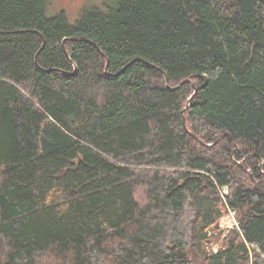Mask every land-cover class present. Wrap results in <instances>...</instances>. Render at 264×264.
Segmentation results:
<instances>
[{
  "label": "trees",
  "instance_id": "trees-1",
  "mask_svg": "<svg viewBox=\"0 0 264 264\" xmlns=\"http://www.w3.org/2000/svg\"><path fill=\"white\" fill-rule=\"evenodd\" d=\"M107 2L0 0V264H264V0Z\"/></svg>",
  "mask_w": 264,
  "mask_h": 264
},
{
  "label": "rangeland",
  "instance_id": "rangeland-1",
  "mask_svg": "<svg viewBox=\"0 0 264 264\" xmlns=\"http://www.w3.org/2000/svg\"><path fill=\"white\" fill-rule=\"evenodd\" d=\"M46 6L48 16H54L63 12L66 16L65 18H67L68 21L73 24L78 20V18L83 14L84 11L93 8L107 10L111 6V4H109L107 0H48V4ZM235 149L238 150L239 146H236ZM244 159L245 158L240 160L239 163H242ZM210 232V235L215 233L214 238H212L211 240V244L206 247L207 250L211 253L216 252L223 245V240L227 236V234H221L220 232H217V230L214 228ZM186 257L187 254L185 258Z\"/></svg>",
  "mask_w": 264,
  "mask_h": 264
},
{
  "label": "built area",
  "instance_id": "built-area-1",
  "mask_svg": "<svg viewBox=\"0 0 264 264\" xmlns=\"http://www.w3.org/2000/svg\"><path fill=\"white\" fill-rule=\"evenodd\" d=\"M219 191H220V195L222 196L223 201L225 203L224 208L226 209V211L224 212L222 218L219 220V222L217 224V228H215V229L217 230V232H220L221 234H225V233H227L228 230H232V229L239 230V222L236 221L235 212L233 210H231L230 208H228L229 206L227 205V203L225 202V199H224V195L227 194V189L225 187H223V188L219 189ZM210 233L208 234L209 236H215L214 235L215 233H213L211 235H210Z\"/></svg>",
  "mask_w": 264,
  "mask_h": 264
},
{
  "label": "water",
  "instance_id": "water-1",
  "mask_svg": "<svg viewBox=\"0 0 264 264\" xmlns=\"http://www.w3.org/2000/svg\"><path fill=\"white\" fill-rule=\"evenodd\" d=\"M179 254H180L181 257H183V258L185 259V256H186L185 253H181V252H179Z\"/></svg>",
  "mask_w": 264,
  "mask_h": 264
},
{
  "label": "crops",
  "instance_id": "crops-1",
  "mask_svg": "<svg viewBox=\"0 0 264 264\" xmlns=\"http://www.w3.org/2000/svg\"><path fill=\"white\" fill-rule=\"evenodd\" d=\"M223 188V187H222ZM227 189V187H225ZM221 189V188H220ZM227 193H228V189H227ZM226 195V194H225ZM236 216V214H235ZM219 221V220H218ZM218 224V223H217ZM217 224L215 225L214 229L217 228Z\"/></svg>",
  "mask_w": 264,
  "mask_h": 264
}]
</instances>
